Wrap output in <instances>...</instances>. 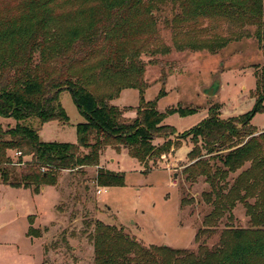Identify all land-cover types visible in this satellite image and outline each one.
Masks as SVG:
<instances>
[{
	"label": "rangeland",
	"instance_id": "374dc122",
	"mask_svg": "<svg viewBox=\"0 0 264 264\" xmlns=\"http://www.w3.org/2000/svg\"><path fill=\"white\" fill-rule=\"evenodd\" d=\"M23 1L0 0V19L17 14ZM187 3L145 0L108 18L93 0H58L54 17L64 37L71 29L82 31L90 22H95L100 32L105 29L94 55L72 71L73 79L97 100L110 99L124 116L136 114L141 98L145 103L153 102L159 95L156 108L161 113L169 109L194 111L164 119L162 124L173 127L176 135L198 125L210 108L222 120L248 114L257 96L264 93L256 91L264 44L258 41L254 28L221 20H194L188 16L192 8ZM210 87L216 93L203 94ZM59 101L68 123L59 126L54 122L40 128V122L32 118L24 124L40 128L44 142L74 144L75 127L85 121L84 116L69 92L63 91ZM0 124L7 130L15 122L0 118ZM250 125L255 135L264 132V113H256ZM170 140L173 145L168 153L147 160L146 165L132 158L123 146L117 152L115 146L103 147L100 168L123 173L125 186L106 188L99 195L96 189L103 188L95 186L93 169L86 173L87 181L71 184V192H66L64 185L74 173H60L55 186L43 185L35 191L34 187L0 184V264H91V237L97 221L123 228L129 238L146 248L167 246L191 252L199 245L211 248L226 227L247 228L245 209L237 203L232 219L225 215L215 233L201 234L195 241L203 217L212 209L201 198L208 186L203 178L192 185L184 180L182 172L192 148L190 137L178 141L172 136ZM164 142L156 138L152 144ZM190 197L194 206L181 208V199ZM29 219L40 237L26 236ZM65 239L74 247L72 253Z\"/></svg>",
	"mask_w": 264,
	"mask_h": 264
},
{
	"label": "trees",
	"instance_id": "16d2710c",
	"mask_svg": "<svg viewBox=\"0 0 264 264\" xmlns=\"http://www.w3.org/2000/svg\"><path fill=\"white\" fill-rule=\"evenodd\" d=\"M57 1L24 0L17 14L0 19V118L15 122L7 130L0 124V184L34 187L35 191L43 185L55 186L60 173H74L63 183L64 190L71 192V184L87 181V172L93 169L95 186L121 188L125 186L124 174L99 166L103 147L115 146L117 152L123 146L132 158L146 165L147 160L168 153L173 145L170 137L178 141L190 137L192 148L187 154L189 164L182 172L184 180L192 185L203 178L208 188L201 198L212 207L203 217L195 241L201 234L215 233L225 215L232 219L237 203L245 209L247 228L226 227L211 248L199 245L191 252L167 246L146 248L129 238L123 228L97 221L91 237V264H264V132L255 135L250 125L256 113H264V64L256 86L262 95L257 96L252 111L222 120L210 108L198 125L176 135L173 127L162 124L164 119L194 111L169 109L161 113L156 108L162 97L159 95L153 102L145 103L141 98L136 114L124 116L110 99L97 100L73 79L72 71L94 55L105 29L100 32L93 21L95 26L90 22L82 31L71 29L64 37L54 17ZM93 1L110 18L145 0ZM187 1L192 8L188 16L194 20H221L254 28L258 41L264 44V0ZM63 91L70 93L85 121L75 127L76 143L44 142L40 129L24 122L34 118L40 127L49 122L68 123L59 101ZM156 138L165 142L154 146ZM17 152L20 156L15 157ZM238 171L236 177H230ZM187 204L192 208L194 200L182 198L181 208ZM29 221L26 236L40 237ZM64 244L72 253L74 247L69 246L68 239Z\"/></svg>",
	"mask_w": 264,
	"mask_h": 264
},
{
	"label": "water",
	"instance_id": "95a60500",
	"mask_svg": "<svg viewBox=\"0 0 264 264\" xmlns=\"http://www.w3.org/2000/svg\"><path fill=\"white\" fill-rule=\"evenodd\" d=\"M216 91L210 87L208 89H204L203 94L208 95V96H212L216 93Z\"/></svg>",
	"mask_w": 264,
	"mask_h": 264
},
{
	"label": "built area",
	"instance_id": "2783aa9c",
	"mask_svg": "<svg viewBox=\"0 0 264 264\" xmlns=\"http://www.w3.org/2000/svg\"><path fill=\"white\" fill-rule=\"evenodd\" d=\"M15 156H16V157L20 156V153H18V152L15 153ZM103 191H106V188H103L102 191H101L100 189H96V194L99 195V194H100L101 192H103Z\"/></svg>",
	"mask_w": 264,
	"mask_h": 264
},
{
	"label": "crops",
	"instance_id": "0c3cea01",
	"mask_svg": "<svg viewBox=\"0 0 264 264\" xmlns=\"http://www.w3.org/2000/svg\"><path fill=\"white\" fill-rule=\"evenodd\" d=\"M52 123H54V122L46 123V124L42 125L40 128H42L43 126L51 125ZM58 125L60 126L61 124L58 123ZM40 128H39V129H40ZM40 130H41V129H40ZM39 133H40V131H39ZM100 158H102V157H100ZM100 165H101V163H100ZM100 167H101V166H100ZM108 171H110V170H108ZM42 190H44V188H42Z\"/></svg>",
	"mask_w": 264,
	"mask_h": 264
}]
</instances>
